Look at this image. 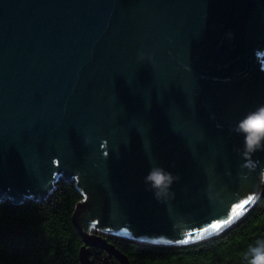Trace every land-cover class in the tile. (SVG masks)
<instances>
[{
  "label": "water",
  "instance_id": "1",
  "mask_svg": "<svg viewBox=\"0 0 264 264\" xmlns=\"http://www.w3.org/2000/svg\"><path fill=\"white\" fill-rule=\"evenodd\" d=\"M262 105L264 0H0V194L76 179L82 259L130 264L107 236L184 246L239 222L264 187L239 125ZM154 167L173 196L145 183Z\"/></svg>",
  "mask_w": 264,
  "mask_h": 264
},
{
  "label": "trees",
  "instance_id": "2",
  "mask_svg": "<svg viewBox=\"0 0 264 264\" xmlns=\"http://www.w3.org/2000/svg\"><path fill=\"white\" fill-rule=\"evenodd\" d=\"M0 194V264H122L100 246L82 259L83 236L74 212L84 195L77 180L61 177L43 198ZM130 264H250V248L264 243V187L253 208L231 228L184 246L154 245L107 236Z\"/></svg>",
  "mask_w": 264,
  "mask_h": 264
},
{
  "label": "clouds",
  "instance_id": "3",
  "mask_svg": "<svg viewBox=\"0 0 264 264\" xmlns=\"http://www.w3.org/2000/svg\"><path fill=\"white\" fill-rule=\"evenodd\" d=\"M138 59H152V54L141 51ZM239 129L245 134L244 156L247 158L245 167L255 169L258 162L251 159L252 155L260 149H264V105L253 114L246 117L239 125ZM178 177L169 171L154 167L145 176V183L153 190L154 195L160 199L171 197L172 185ZM250 264H264V243H259L250 248Z\"/></svg>",
  "mask_w": 264,
  "mask_h": 264
},
{
  "label": "snow or ice",
  "instance_id": "4",
  "mask_svg": "<svg viewBox=\"0 0 264 264\" xmlns=\"http://www.w3.org/2000/svg\"><path fill=\"white\" fill-rule=\"evenodd\" d=\"M248 202H249L248 200H245V201L242 202V204L237 205V207H243V206L246 205ZM231 219H232V217L229 216V218L226 219V220H216V221H214L213 223L209 224V225H208V228H216V229H219V228H221L222 226L227 225V224L230 222ZM203 230H204V231H207V229H203ZM189 235H190V234H189Z\"/></svg>",
  "mask_w": 264,
  "mask_h": 264
},
{
  "label": "bare ground",
  "instance_id": "5",
  "mask_svg": "<svg viewBox=\"0 0 264 264\" xmlns=\"http://www.w3.org/2000/svg\"><path fill=\"white\" fill-rule=\"evenodd\" d=\"M94 231H98V232H101V233H107V234H113V233L104 232V231H99V230H92L91 232H94ZM176 245H178V244H176Z\"/></svg>",
  "mask_w": 264,
  "mask_h": 264
}]
</instances>
